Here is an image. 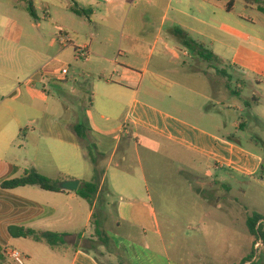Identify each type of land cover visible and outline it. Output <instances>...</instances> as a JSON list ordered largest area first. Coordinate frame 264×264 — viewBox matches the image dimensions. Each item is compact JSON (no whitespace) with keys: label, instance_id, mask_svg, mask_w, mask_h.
<instances>
[{"label":"crops","instance_id":"crops-1","mask_svg":"<svg viewBox=\"0 0 264 264\" xmlns=\"http://www.w3.org/2000/svg\"><path fill=\"white\" fill-rule=\"evenodd\" d=\"M129 1L131 9L129 7L128 12L146 3L151 8L152 19L156 11H163L164 14L162 21L122 23L117 55H106V44L96 46L76 37L78 44L71 39L72 43L68 45L54 43V46L63 48L62 55L72 53L75 60H81L77 57V47H87L90 53L84 61L94 76V108L88 112L86 124L91 129L90 141L102 155L98 167L103 174L101 193L94 205L91 206L77 193L45 191L36 186L6 190L1 187L2 183L14 179L0 181V248L2 252L5 249L20 250L28 264H40L41 260L47 264H102L92 251L82 249V244L76 248L81 241L80 234L66 232V221L84 220L85 228L91 232L82 233V239L90 236L96 241L95 211L98 206L101 209L110 206L108 200L112 193L130 204L134 200L144 207L154 203L155 197L149 190L147 179L138 178L127 167L133 161V149L138 147L127 138L133 134L139 139L140 133H145L187 153L193 160L205 165L206 170L202 174L208 176L212 170L215 171L217 179L205 182L193 161L192 172H188L191 178L202 181L201 185L211 191L229 189L223 173H235L233 178L252 179L259 175L264 162L263 153L244 148L232 135L229 138L222 135L224 122L220 119L228 121L232 118L227 113L224 115L221 109L217 110L220 106L244 112L239 104L244 102L250 113L245 127L252 136L250 141L264 142V12L257 6L249 7L246 0L240 1L249 14L235 12L237 0H234L231 11L227 10L228 3L218 5L221 4L218 0H120V3L123 5ZM74 2L78 6L80 3L89 5L88 13L92 15L100 14L98 5L92 2ZM105 2L109 7L105 12L107 17L113 16L119 8L123 9L122 5L116 4L117 0ZM130 29H134L135 34L128 33ZM175 29L182 30L192 41L205 45L214 58L208 61L206 57L209 54L202 48L190 51L184 47L187 51L183 52L181 46L184 45L174 35ZM192 35L208 40L209 46L192 39ZM179 53L189 57L197 68L192 69L182 63ZM13 62L14 56L0 57V64H4L1 68L7 71L9 66L13 72ZM36 69L35 73L43 71L45 65ZM0 77V87L3 88L0 91V163L22 174L29 168L35 169L54 182L60 181V184L74 179L81 183L94 181L95 167L84 166L82 159H87L86 153L72 131L79 115L74 108L63 101L58 108L55 103H50L48 94L39 90L35 80L32 84L15 87L14 84L9 85L13 78ZM48 81H45L46 85ZM40 82L43 84L42 80ZM192 82L197 86H191ZM248 89L251 93L244 97ZM142 95L151 101L167 103L178 112H168L148 104L142 100ZM190 108L195 111L193 119L198 118V124L185 118L190 116ZM124 113V121L120 123L118 117ZM206 122L209 128L205 127ZM233 125L236 129H244L245 126L236 122ZM47 156L55 165L51 174L40 168L41 160ZM138 162L143 171L139 154ZM62 178L65 180L62 181ZM229 190L232 191V188ZM208 199L211 204L218 202L214 196ZM140 214L141 211H136V216ZM147 215L149 217V213ZM10 227H23L38 233L67 234L69 237L65 246L50 247L30 239L13 238L9 233ZM134 228L135 236L129 239L131 245L139 246L136 236L141 234L142 229ZM190 229L195 231L194 226ZM41 246L50 249H41ZM125 248L110 249L108 260L113 263L117 260L118 264H155L152 258L143 263L145 254L150 257L159 254L151 249ZM121 250H125V254L119 255ZM226 250L214 262L200 255L196 264H240L253 249H249L242 259L238 258L236 249ZM44 253L47 257L43 256ZM255 260L249 264H256L259 258ZM0 264L17 263L10 256L3 255ZM167 264L178 263L169 260Z\"/></svg>","mask_w":264,"mask_h":264},{"label":"rangeland","instance_id":"rangeland-1","mask_svg":"<svg viewBox=\"0 0 264 264\" xmlns=\"http://www.w3.org/2000/svg\"><path fill=\"white\" fill-rule=\"evenodd\" d=\"M32 1L37 18L32 17L29 13V5L26 2L0 0V57L14 56L13 72L9 68L10 62L9 71L1 68L4 64H0V75L9 76V79L13 78V82H9V85L14 84L15 87L24 85L31 79L35 80L39 90L46 91L48 94L50 103H55L58 108L63 101L79 114L78 121L87 123L88 112L94 108V98L93 107L90 108L87 95L88 92L93 93L94 76L91 75L86 61L75 60L72 53L62 55L63 48L60 45L54 46V41L59 35L68 34L75 44L79 43L75 37L80 41L93 42L96 46L106 44L108 46L106 55L114 56L118 54L122 23H147L153 19L162 21L164 12L156 11L152 19L151 8L146 3H141L128 12L129 7L131 9V1L122 5L120 0H117L116 4L122 5L123 9L119 8L117 12L113 13V16L107 17L105 12L109 8L108 2L87 0L98 5L100 14L88 13L87 16H82L72 11L74 0ZM218 2L221 3L218 5H225L231 0H218ZM79 7L88 12L89 5L80 3ZM235 8L237 14L250 13L246 12L244 4L240 0H237ZM168 27L169 25H167ZM135 32L134 29L128 30V33L131 34H135ZM191 38L205 42L209 46V41L206 39L195 35H192ZM151 39L152 37L149 36V40ZM181 49L183 52L187 51L184 46H181ZM179 56L182 63L192 69L197 68L196 63L189 57H185L183 53H179ZM48 64L50 66L47 70L53 74L48 76L49 81L46 85L40 82L43 71L36 73L35 71L41 65H45L46 68ZM63 67L69 71L65 81L59 80L58 75H54ZM1 80L0 77V86H2ZM191 86H197V83L192 82ZM2 89L0 87V91ZM250 93L251 90L248 89L243 95L248 97ZM142 100L165 111L178 112L170 108L167 103L151 101L143 95ZM239 104L245 110L244 112L230 111L225 107L217 106V110L221 109L224 115L227 113L232 118L228 121L225 118L220 119L224 122L222 135L227 138L232 135L244 148L264 154L263 141H250L252 136L245 128L250 113L244 102L240 101ZM212 110H214L213 106ZM217 110L215 111L218 112ZM189 112L190 116L186 115L185 118L198 124V118L193 119L195 111L190 108ZM124 118L125 113L118 117L119 122L122 123ZM72 120L74 121V118ZM114 122L115 119H113V124H115ZM217 122L220 123L219 120ZM234 122L240 125L244 124V129H236L233 125ZM206 124L205 127L209 128L208 122ZM256 129L257 127H255ZM127 138L132 141L133 145H138L137 150L133 149V161L127 167L138 178L145 177L147 179L149 190L155 200L148 207H144L136 200L132 201L131 205L112 193L109 195V207L101 209L98 206L96 208L94 235L97 240H91V237L88 236L86 244H83L98 257L102 264H118L117 260L115 263L110 262L107 255L110 253V249H121L122 246L126 247L125 249H151L161 256L164 255V257H160L159 254L150 257L146 253L143 263L152 258L155 264H167L169 260H175L178 264H196L200 255L205 256L209 262H214L218 256L226 253V249H236L238 258L242 259L249 249H255V241L248 231L247 220L254 214L264 216V176L258 175L252 179L241 176L233 178L235 173L225 172L223 173L224 182L229 189L232 188V191L223 188L211 191L208 187L204 188L201 185L202 181H195L188 173L192 172L193 161H195L198 166L197 172L205 182L216 178L217 173L213 170L208 176L206 173L202 174L204 169L206 170L203 163L193 160L194 158L187 153L179 151L161 139L148 137L145 133H140L139 139L134 137V134ZM21 140L23 141V136ZM138 154L142 157L143 171H141L138 162ZM82 162L85 167L92 169L93 164L88 158L82 159ZM41 164L40 168L51 174L55 165L48 156L41 160ZM22 176V173H17L6 164L0 163V181L18 179ZM213 196L218 198L219 205H216L218 202L215 204L208 202V198ZM230 201L234 203L232 206ZM136 211H141V214L136 216ZM65 224H68L65 230L69 234L81 235L84 232L87 234L91 232L90 229L85 228V221L81 219L72 222L66 221ZM192 226L195 227V231L190 229ZM134 227L139 231L142 229L141 234L136 236L137 242H140L139 246L131 245L132 242L129 239L135 236ZM100 237H108L113 247L102 246ZM90 241H94V243ZM41 249L50 248L41 246ZM6 250L2 252V255L7 257ZM19 252L25 259V255L20 250ZM263 253L264 241L262 240L260 250L258 253H254L253 260L259 258L256 264L263 263ZM122 254H125V250H121L119 255ZM2 255L0 254V261H2ZM43 256L47 257L45 253ZM167 257L170 259L168 260ZM25 264L28 263L25 262ZM40 264L47 263L41 260Z\"/></svg>","mask_w":264,"mask_h":264},{"label":"trees","instance_id":"trees-1","mask_svg":"<svg viewBox=\"0 0 264 264\" xmlns=\"http://www.w3.org/2000/svg\"><path fill=\"white\" fill-rule=\"evenodd\" d=\"M17 1L28 3L29 13L32 15V17L37 18L36 12L33 7L32 0H17ZM246 3L249 7L257 6L260 9V11L264 12V0H246ZM233 6H234V0H231V2H229L227 5V10L231 11L233 9ZM72 11L78 15H82V16L88 15V12L83 9H80V7L76 3L74 4ZM174 35L180 40V42L184 45V47L188 48L190 51H197L198 48H202L207 52V54H209L208 57H206L208 61H210L211 58H214V54L211 53L209 50H206L205 45L192 41L188 37V35L185 34L182 30L175 29ZM47 80L48 78L44 79L43 84ZM87 95L89 96L90 108H92L93 107V93L88 92ZM72 131L78 137L80 145L83 148L84 152L86 153L87 158L91 161V163L95 167V180L92 182H82L81 187L79 191L77 192V195L79 197L86 200L91 206H93L96 199L101 193L100 184H101V178L103 174L100 173L98 166L102 160L101 159L102 155L97 152L96 146L92 143V141H90L89 136L91 133V129L86 123H82L80 121L76 122L72 127ZM259 175L264 176V162L261 166ZM61 180L64 181L65 178H62ZM59 185H60V181L54 182L48 177L40 174L35 169H31V170H26L21 178L6 181L2 183L1 187L6 190H13V189H18L22 187L36 186L45 191L65 192L62 189H60ZM94 218H95V215H94ZM247 228L252 238H254L255 244H256V241L260 239L264 241V216L263 215L254 214L252 217H249L247 220ZM9 233L13 238L30 239V240H33L34 242L45 244L50 247L65 246L67 244V238L69 237V235L67 234H58V233H52V232L38 233L32 229H25L23 227H10ZM79 240L81 241L77 243L76 248L81 247L79 246V244H82V249L89 251L90 249H87V247H85L83 244L87 240H83L81 235L79 236ZM100 241L103 244L102 246L111 248L112 246L110 244L111 240L108 237H104V238L100 237ZM90 242L94 243V241H90ZM254 253L255 251L252 250L251 254L248 255V257H246L240 264H247V263L252 262V260L254 259ZM0 254L2 255L1 248H0Z\"/></svg>","mask_w":264,"mask_h":264},{"label":"built area","instance_id":"built-area-1","mask_svg":"<svg viewBox=\"0 0 264 264\" xmlns=\"http://www.w3.org/2000/svg\"><path fill=\"white\" fill-rule=\"evenodd\" d=\"M103 2L107 1V0H101ZM55 44H61V45H68L71 44L72 41L70 40V37L68 34H61L59 35V37L54 41ZM76 53H77V57L81 60H87L90 53L87 47H77L76 48ZM50 66V64L47 65V67L43 70L42 75H41V80L44 81V79H46L49 75H52L53 73L49 72L47 69ZM69 74V71L66 67H63L62 69H59L54 75H58V79L61 81H65L67 75ZM34 82L33 79L27 81V83L32 84ZM262 246V240H258L256 241L255 244V249L254 251L256 253H258V251L260 250ZM7 255L10 256L17 264H25V259L23 257V255L17 251V250H13V249H7Z\"/></svg>","mask_w":264,"mask_h":264},{"label":"water","instance_id":"water-1","mask_svg":"<svg viewBox=\"0 0 264 264\" xmlns=\"http://www.w3.org/2000/svg\"><path fill=\"white\" fill-rule=\"evenodd\" d=\"M80 187H81V181L77 179L64 181L60 184V189L72 193H77Z\"/></svg>","mask_w":264,"mask_h":264}]
</instances>
